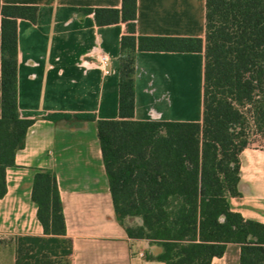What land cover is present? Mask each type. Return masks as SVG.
I'll return each instance as SVG.
<instances>
[{
    "label": "trees",
    "instance_id": "16d2710c",
    "mask_svg": "<svg viewBox=\"0 0 264 264\" xmlns=\"http://www.w3.org/2000/svg\"><path fill=\"white\" fill-rule=\"evenodd\" d=\"M97 24L127 23L120 39L119 115L51 112L52 120H96L118 221L131 238L149 239L166 264H211L229 242L240 244V264H264V223L230 207L240 191V153L264 140V0H206L205 37L136 33L137 0L88 7ZM0 197L6 168L25 145L34 118L18 108V18L37 19L38 6L2 3ZM204 51L202 121L134 118L137 51ZM32 198L45 234L66 233L56 173L41 168ZM16 246V264L29 248ZM63 264H70L68 258ZM33 264H58L48 252Z\"/></svg>",
    "mask_w": 264,
    "mask_h": 264
},
{
    "label": "crops",
    "instance_id": "0c3cea01",
    "mask_svg": "<svg viewBox=\"0 0 264 264\" xmlns=\"http://www.w3.org/2000/svg\"><path fill=\"white\" fill-rule=\"evenodd\" d=\"M38 6L35 21L18 18V108L34 118L25 145L6 168L0 197V264H16L15 240L45 237L70 264H166L160 246L131 238L118 221L96 120H52L51 112L119 115L120 39L127 23L97 24L88 7H118L122 0H1ZM0 13V63H1ZM136 33L205 37L206 0H137ZM105 52V71L95 56ZM134 118L202 121L204 51H137ZM1 116V70H0ZM55 171L66 233L45 234L32 198L35 173ZM240 194L232 210L264 223V140L256 135L240 153ZM240 244L229 242L211 264H240ZM142 252V254H141ZM52 253V251L50 252ZM52 253V254H53Z\"/></svg>",
    "mask_w": 264,
    "mask_h": 264
},
{
    "label": "rangeland",
    "instance_id": "374dc122",
    "mask_svg": "<svg viewBox=\"0 0 264 264\" xmlns=\"http://www.w3.org/2000/svg\"><path fill=\"white\" fill-rule=\"evenodd\" d=\"M3 243L9 242V240H13L10 238H5L1 239ZM15 247L20 243L24 247L29 248L30 253L29 257L24 260V264H33L34 262V257L37 255H41L43 252H48L53 258H55L58 261V264H63L64 258H66L63 255H59L56 253H53L52 247V242L51 240L45 238V237H22L21 239H16L14 241ZM26 248V250H27ZM52 251V253H50ZM16 255H17V250H16Z\"/></svg>",
    "mask_w": 264,
    "mask_h": 264
},
{
    "label": "built area",
    "instance_id": "2783aa9c",
    "mask_svg": "<svg viewBox=\"0 0 264 264\" xmlns=\"http://www.w3.org/2000/svg\"><path fill=\"white\" fill-rule=\"evenodd\" d=\"M110 57L105 52H100L95 56V62L100 65L105 71H108L107 66L109 64ZM142 254V252H141Z\"/></svg>",
    "mask_w": 264,
    "mask_h": 264
}]
</instances>
